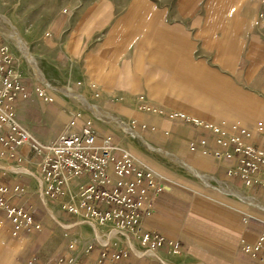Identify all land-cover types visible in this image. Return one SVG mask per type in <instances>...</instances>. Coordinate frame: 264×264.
<instances>
[{
	"label": "crops",
	"instance_id": "obj_1",
	"mask_svg": "<svg viewBox=\"0 0 264 264\" xmlns=\"http://www.w3.org/2000/svg\"><path fill=\"white\" fill-rule=\"evenodd\" d=\"M234 2L70 0L50 17L35 56L50 82L66 83L104 109L121 115L123 109L139 111L142 104L147 105L150 113L134 110L138 119L131 123L151 144L264 204V185L229 175L226 163L211 158L214 135L196 124L226 127L236 123L250 132L251 146L264 150V27L252 25L264 17V6L252 0ZM173 93H179V99L200 119L170 114L173 106L168 95ZM38 116L50 126L65 122L62 113L43 103ZM32 127L34 133L53 134L52 140L41 141L44 144L62 134L61 128ZM108 133L112 134L108 129L97 132V142ZM200 139L203 145L198 144ZM122 140L113 133L116 145L120 147ZM191 144L197 146L194 152L189 150ZM20 152L27 157L23 167L35 169L29 160L32 153L25 148ZM141 160L162 178L164 189L154 198L152 212L143 216L140 229L176 243L178 252L164 247L156 251V262L130 255L118 264H264V258L251 260L239 250L240 241L252 243L264 234V210L215 183L203 182L207 187L203 186L184 168L159 164L148 156ZM59 180L48 182L62 191L65 185H58ZM83 182L68 178L66 189L77 194ZM0 184L22 188L4 196L0 221L9 226L5 207H21L41 225L39 231L16 237L1 231L0 264H53L56 257L66 264H106L99 261L95 248L86 252L91 237L55 227L50 221L46 207L59 217L58 205L67 200L66 195L55 194L53 188L44 194V186L40 191L36 180L24 175L0 174ZM69 217L73 216L65 213L61 219Z\"/></svg>",
	"mask_w": 264,
	"mask_h": 264
},
{
	"label": "built area",
	"instance_id": "obj_2",
	"mask_svg": "<svg viewBox=\"0 0 264 264\" xmlns=\"http://www.w3.org/2000/svg\"><path fill=\"white\" fill-rule=\"evenodd\" d=\"M252 1L264 6V0ZM252 25L264 27V17L260 16ZM22 65L28 70L29 65L13 57L4 36L0 34V157L5 155L7 165L12 163L9 160L17 166L22 165L27 157L20 149L25 148L32 153L29 160L36 167L27 168L28 173L0 168V174L7 175L6 172H11L9 174L15 176L27 175L35 178L40 191L44 186V194L53 188L55 194L66 195L67 200L59 202L61 210L75 219L81 217V223L93 232L86 252L95 248L100 262L118 264L130 255L156 262L159 260L156 251L164 247L177 253L176 243L166 242L156 232L140 229L143 216L152 212L154 198L164 189L162 178L116 145L111 133L105 135L99 144L95 123L90 116L78 112V109L71 112L67 130L49 144L39 141L19 122L16 114L19 101L33 93L36 98L51 104V94H57L33 75L34 87L30 89L27 78L22 75ZM60 87L71 88L68 84ZM94 96L97 97V93ZM139 109L150 110L145 104ZM196 124L214 135L215 148L210 153L211 158L216 162L226 163L229 175L264 185V150L248 143L251 134L247 129L238 124L226 127L204 122ZM126 135L128 134L122 131L123 139ZM198 144L203 145L204 140L200 139ZM196 147V144H191L189 150L194 152ZM37 177L43 179L42 186H39ZM57 177L60 179L58 185H65L62 191L48 182ZM68 178L84 181L77 194L66 189ZM21 191L22 188L18 186L11 188L0 184V207L5 203V195ZM5 217L9 226L6 227L0 221V232L5 230L11 237L39 231L41 228L40 223L34 221L31 212L21 207H5ZM74 226L76 223L65 229ZM127 241H131L135 248H131ZM74 246V243L69 245L70 248ZM239 250L249 259L260 261L264 258V234H260L252 243L240 241ZM53 264L66 263L62 257H56Z\"/></svg>",
	"mask_w": 264,
	"mask_h": 264
},
{
	"label": "rangeland",
	"instance_id": "obj_3",
	"mask_svg": "<svg viewBox=\"0 0 264 264\" xmlns=\"http://www.w3.org/2000/svg\"><path fill=\"white\" fill-rule=\"evenodd\" d=\"M68 1H70V0H0V15L4 16L6 19L8 18L7 20L9 21L7 23L5 21H0V34L1 33L4 34V35L3 34L2 35L4 36L6 43L10 47V50H11L13 57L18 58L20 62L23 61L29 65L30 69L28 68V70H26L23 65L21 66V68L23 69L22 75L27 78L26 82L30 83L31 86H33V81H32L33 70H31L32 69L31 64H29L30 61L25 60L20 55V52L17 49L16 45L14 44L15 45L14 46L13 42H11L8 38H7L8 40L6 39L5 33L2 32V30L7 31V30H9L10 26L13 25V27L16 29L18 35L20 36V38L21 39L23 38L22 41L25 42V44L28 48L27 49L28 53L31 55V57L33 59L32 61L37 66V68L39 69V71L41 72L43 77L52 86L60 87L61 85H65L66 83H52L48 80L47 76L45 75V73L43 71V68L41 67V64H43V63H41V61L38 60V58L35 56V53L37 52L36 50H37L38 46L42 43V38H43L44 33L47 32V30H48V25L50 23V17L52 15H55V13L58 11V9ZM241 2H242V0H235L234 3L239 4ZM64 88H67V87H64ZM68 89H71V88H68ZM76 93L79 94L82 98H84V99L86 98L85 100L89 104L94 105L96 107L98 106V108H100L99 110H100V113L102 116L101 119H99L97 116L91 114V112H89V110L86 107H83L81 104H78V103H73L70 98H68L65 95L58 94V93L57 94H54V93L51 94V97L53 98V103H51V104H47V103L41 101L40 99L36 98V96L32 93L26 99L22 100L20 107L17 108V111H16L17 119L19 120L20 123H22L25 127H27L35 135V137L38 140H40L42 142L48 140V138H51V140H52L53 134L52 133L51 134H49V133L48 134H46V133L45 134L44 133H34L32 125L39 127V129L41 131H48L51 127H53V129L61 128V131L63 133L67 130V126H68L67 125V119H68V117L71 115V112L77 111V109H78V112L80 111L81 113H85V115L90 116V119L96 125L97 132H99L101 129L110 128L108 130H110L112 132V135H113V133L117 134V135H122V131H124V130L119 129V128H114V127H112V125L105 124L102 121V119H104V118H113V117L117 116V117H120L122 119V121L124 123L128 124L129 126H134V128H132V129L134 131H136L137 133L141 134L139 132V130L136 128V123L131 125V120L138 119V117L134 114V110H136L140 114L150 113V111L149 112L144 111V110L138 111V108H135V109L131 108V109H127V110H131L132 112H130V111L125 112V109H123V110H121L122 112H120V114L122 115L121 116V115H118V112H115V111L111 112L107 109L102 108L96 102V100H89L85 95L81 94L80 92L76 91ZM183 101L184 100L179 99V93H177L176 95L174 93H173V95L169 94L168 95V102L173 106V109H172L173 111H171V110H168V111H170V114L178 113L182 116L192 118V116L196 115L193 111V108L184 105V104H186V102H183ZM23 102H24V108L20 109L23 106ZM41 103L46 104L47 106H49L51 109H53L58 114L62 113V115L64 116L65 122L60 123V124H54L53 126H50L48 123H44L41 120V118L38 116L39 115V104H41ZM182 104H183V106H182ZM116 110H119V109H116ZM161 110H163V109H161ZM166 114H168V112L160 113V115H166ZM108 115H110V116H108ZM233 124H236V123H233ZM111 128H112V130H111ZM125 133H127L128 135H126V137L122 141H120V144H119L120 148L126 150L128 153H130L131 156H133L140 163L148 166L145 162H143L141 160V157L146 158V156H148V158H150L151 160H154L155 162H157L159 164L165 163V164H167L171 167H175V168H176V166H178V165L172 163L171 161H169L164 155H162L158 151H156L155 149H158L161 151H164V149H162L160 146H156V145L151 144L146 138H144V136L142 134L141 135H142L143 139L148 144H150L152 148H149V147H146L145 145H143V143L139 139L134 137L131 133H128V132H125ZM143 154H144V156L145 155L146 156L143 157ZM4 159H5V155L3 157H0V167H3V166L4 167H6V166L13 167L14 166V168L26 169L25 173H28L29 169H27V167L26 168L21 167L23 165L17 166L15 163H13L12 160H9V162H12V163L7 165V163L4 161ZM148 167H150V166H148ZM183 171H185V170H183ZM9 173H11V172H6L7 175H10ZM203 174H206V173H203ZM206 175H208V174H206ZM19 176L20 175H17V177H19ZM24 176H26L27 178L30 177L27 175H24ZM209 176H211V175H209ZM30 178H33V177H30ZM195 178L193 176L194 180L198 181L203 186H206L201 179H199L197 177H195ZM33 179L35 180V178H33ZM37 181H38V184L40 186H42L43 179L41 177H37ZM213 191L216 192L215 190H213ZM229 196H231V195H229ZM232 197H234V196H232ZM257 201H259V200H257ZM58 207L60 208L59 205H58ZM46 209H47L48 213L51 215L52 218H50V217L49 218H50L51 222L53 221L52 223L55 224V227H61V228L65 229L67 227H71L74 223H76V226L72 227V229L70 228L71 232H72V230H77L79 232H83L86 238H88V237L92 238L93 237V232L81 223V217H78V219H75L74 217H69V219H67L66 220L67 222H66V221H64V219H61L64 217V214L66 213L64 210H61L60 215L58 217L56 215V211H53L48 207H46ZM84 227L86 228L87 231L84 229ZM68 232H70V231H68ZM127 243L129 245L130 244L132 245L131 241H128Z\"/></svg>",
	"mask_w": 264,
	"mask_h": 264
},
{
	"label": "bare ground",
	"instance_id": "obj_4",
	"mask_svg": "<svg viewBox=\"0 0 264 264\" xmlns=\"http://www.w3.org/2000/svg\"><path fill=\"white\" fill-rule=\"evenodd\" d=\"M7 19L4 16L0 15V21H5L7 23V22H9ZM2 32L5 33L6 39L8 38L11 42H13V45L14 44L16 45L17 49L20 52V55L25 60L30 61L29 64H31V68H32L31 70H33V76L35 78L40 79L42 82H45L56 93L67 96L68 98L71 99V101L73 103H78V104H81L83 107H86L89 110V112H91V114H93V115L97 116L99 119H101L102 116H101V113H100V110H99L100 108H98V106L96 107L94 105L89 104L85 100L86 98L85 99L82 98L79 94L76 93V91H73L72 89L52 86L43 77V75L41 74V72L39 71L37 66L32 61L33 59L31 57V55L28 53V50H27L28 48H27L25 42L22 41L23 38L22 39L20 38V36L18 35V33H17L16 29L13 27V25L10 26L9 30H7V31H5V30L3 31L2 30ZM1 34H3V33H1ZM108 116H110V115H108ZM192 118L195 119V120L200 119L199 116H197V115L192 116ZM102 121L104 123L112 125V127H114V128H119V129L124 130L125 132L131 133L134 137L139 139L143 143V145H145L146 147L152 148L151 145L148 144L143 139L141 134L137 133L128 124L124 123L120 117L116 116V117H113V118H104V119H102ZM155 150L158 151L160 154L164 155L169 161H171L172 163L184 168L188 173H190V174L196 176L197 178L201 179L206 184H208V185L210 184L211 185L212 183H215L220 189L229 190L235 196L241 198L248 205L264 210V204H262L261 202L257 201L255 198L249 196L246 192L244 193L242 190L233 188L230 185H225V184H222L220 182H217L214 177L206 175V174H203V173L195 170L192 166L184 163L183 161H181L179 158H177L176 156H174L172 154H169L167 152H164V151H161V150H158V149H155ZM0 168L4 169L5 171L26 172V169H22V168L19 169V168H14V167H9V166H6V167L3 166V167H0Z\"/></svg>",
	"mask_w": 264,
	"mask_h": 264
}]
</instances>
